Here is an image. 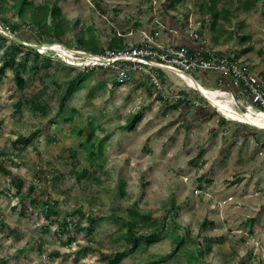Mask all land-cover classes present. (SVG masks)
<instances>
[{"label":"rangeland","instance_id":"obj_1","mask_svg":"<svg viewBox=\"0 0 264 264\" xmlns=\"http://www.w3.org/2000/svg\"><path fill=\"white\" fill-rule=\"evenodd\" d=\"M166 1L30 0L23 18L18 17V8H13L15 0L0 9V35L11 39L8 27L17 24L20 28L13 36L27 46H37L39 53L55 57L46 83L50 112L45 117L27 107L18 112L15 104L23 93L11 70L1 76L0 154L18 164L9 168L25 181L23 192L36 181L39 171L58 173L59 177L50 181L48 193L59 203L61 219L68 220L67 215L81 205L98 220L92 249L83 251L89 242L76 232V240L65 247L62 242L67 238L58 239L57 226L43 232L47 221L42 208L31 207L21 215L22 203L13 193L10 179L0 173V222L22 234L19 240L8 239L0 230V264H103L100 253L125 247L121 227L130 207L152 215L151 223L161 239L146 251L128 255L120 264H190V255H198L199 250L202 257L191 264H264L263 130L233 121L205 104L208 101L198 91L188 88L173 73L163 74L169 98L187 90L205 105L204 112L189 105L172 110L170 102L164 104L159 99L161 94L145 80L135 78L122 84L112 70L96 68L59 113L61 89L69 77L76 76L75 68L82 62L73 52L80 50L78 38H90L88 29L104 47L115 32H125L124 42L130 46L142 39L143 32L155 31L157 21L176 30L178 33L171 36L178 40L185 39V27L191 24L202 31L213 49L264 69L262 2L245 11L237 0H219L220 8L230 10V23L219 20L223 35L219 43H214L216 33L210 17L202 18L198 13V4L204 0H184L165 14ZM43 8H47L48 23L51 11H59L56 22L61 24L62 43L54 32L52 37L44 36L31 23L32 12L42 14ZM135 21L139 24L136 27ZM9 44L8 38H0V54ZM83 70L82 75H86L87 68ZM191 75L200 85L212 89L203 78L194 72ZM23 76L27 91L39 89L40 84H33L30 73ZM136 115L140 117L138 123L128 129ZM91 126L96 132L94 160L80 148L86 136L78 134L79 130L86 134ZM37 130L40 133L30 145L18 152L12 147L17 136ZM73 151L77 152L78 170L92 166L96 172L93 180L77 183L69 174L71 161L67 157ZM171 202L176 203L174 210ZM205 219L212 224L205 226ZM173 231L175 236L187 232L198 239L187 241L175 256L168 257L175 243L170 235ZM56 251L60 257L52 256Z\"/></svg>","mask_w":264,"mask_h":264},{"label":"trees","instance_id":"obj_2","mask_svg":"<svg viewBox=\"0 0 264 264\" xmlns=\"http://www.w3.org/2000/svg\"><path fill=\"white\" fill-rule=\"evenodd\" d=\"M9 0H0V9H6L4 4ZM152 1V0H151ZM184 0H167L164 5L163 13H167L169 9H175L176 5L182 4ZM219 0H204L199 5L198 13L202 18L210 17L212 27L215 28V38L214 43H219L220 37L223 35V26H219V20H223L230 23V10L225 9L223 6L220 8L218 4ZM262 2L264 6V0H237V3L240 5L242 9L245 11H250L252 6ZM100 11L103 14H106V11L99 6ZM30 7V0H15L13 4V8H18V17L23 18L25 16V11ZM42 9V8H41ZM45 9V10H44ZM47 8H43V13L40 14L37 11L32 12L31 23L37 27L38 32L43 34L44 36L49 35L52 37V32H54V37L62 43L61 38V24L57 23V18L59 11L52 10L51 11V20L48 23V14L46 13ZM138 21L133 23V26H138ZM20 28L19 25L14 24L8 27L11 34H16L17 30ZM87 32L90 33V38H78V47L80 50H83L87 53L94 55H103L106 49L111 50H120L128 48L129 46L124 42V34L121 33L122 36H119L118 33L115 32L114 37L107 47L101 46L94 37V33L91 29H88ZM198 34L203 37L202 31L197 30ZM0 38H5L10 40V44L6 47L3 53L0 54V79L1 76L6 75V71L9 69L13 72V79L16 83L17 87L22 91L23 95L18 99L15 106L17 111L20 112L23 107L30 108L33 111L41 113L42 117H45L50 112L49 110V102L46 98L47 93L45 91L48 89L46 83L49 78H51L52 68L54 66L55 57H51L50 55H44L34 50L30 46L19 43L14 39H10L7 36L0 35ZM218 54H223L221 51ZM20 56L18 59L17 56ZM238 56H233L232 60H237ZM60 61L59 59H56ZM76 76L69 77L68 80L64 84V89L58 86L57 82H55V86L57 89L62 90V94L60 97V110L59 113L62 114V108L65 107L66 100L76 93L79 89H81L83 83L86 79L91 78L97 70L104 71L106 70L103 67L92 68L87 70L86 75H82L84 70L76 67ZM24 73H30V78L33 81L39 83V89L35 87V91H31L26 89V81L23 76ZM42 88V90H41ZM184 94L183 92H180ZM164 104L169 103L168 99H163L161 96L159 98ZM205 104L209 105L206 101ZM184 105L192 106L191 100L187 99H173L172 103L170 102V109L176 110ZM210 106V105H209ZM203 112L205 111L204 107H198ZM139 115L134 116L128 123L127 128H134L135 125L139 121ZM66 121H69L66 120ZM222 122L225 123V119H222ZM40 133L39 130L33 132L32 134H20L17 136L15 140L12 141V147L18 152L24 149V147L30 145L33 139L38 136ZM95 128L91 126L90 130L85 134L82 130L78 131L79 135L86 136V142L82 143L80 148L85 149L87 152V156L89 160H94L96 158V136H95ZM103 141H100V148ZM264 147V143L262 144ZM77 152L73 151L71 155L67 158L71 161L68 165V171L71 176L75 178L77 183H81L84 180L90 181L93 180V175L96 173L92 170V166H87L81 170L77 169ZM3 155L0 154V173L6 175L10 179V183L12 184L14 190L13 193L22 203L21 215H26L29 209L32 207L34 209H41L44 218L47 221V225L44 226L43 232H49L52 226H57L58 231L55 233L58 239L63 241V238L66 237L67 240L63 241V245L65 247H70L71 243L76 240V236L73 232L81 235L82 238L89 242V245L83 247V251H88L92 249V237L95 234L96 228L98 226V220L95 219L93 213H91L88 209L85 210L81 205H77L74 210L69 213L66 217L61 219V212L58 209L59 203L48 193V187L51 180H56L59 175L54 170L52 172L41 170L35 176L34 182L30 184L25 192H23L24 187H26V183L23 179L16 176L13 173L11 167H17L18 164L14 163L12 159L9 157L4 158ZM43 186H42V185ZM171 209L174 210L176 208V203L171 202ZM114 217V216H112ZM152 215L149 213H143L139 211L136 207H130L127 209V215L123 218V223L121 227V231L123 235H121L122 242H124L125 247L121 250H117L113 253H100V261L103 264H120V262L128 255H135L142 251H146L148 247L156 244L161 239V234L155 230V226L151 223ZM167 221V216L162 217V223L165 225ZM174 221V220H171ZM204 225L212 224L208 219L204 220ZM251 225L255 222V219L250 220ZM142 224L143 226H140ZM174 224H176L174 222ZM0 230L5 237L8 239L19 240L22 238V234L18 232V230L7 227L3 222H0ZM174 230H177L176 228ZM174 237V247L172 253L168 257L175 256L181 247L186 245L189 240H197L198 237L191 235L187 232H184V235L175 236V232L173 231L170 234ZM200 247V246H199ZM203 255V251L199 250V254L195 256L190 255L189 263L198 262L199 258ZM53 257H60V252L56 251L52 254ZM167 257V258H168ZM163 262L166 261L162 260ZM9 264L8 261H5L4 264Z\"/></svg>","mask_w":264,"mask_h":264},{"label":"built area","instance_id":"obj_3","mask_svg":"<svg viewBox=\"0 0 264 264\" xmlns=\"http://www.w3.org/2000/svg\"><path fill=\"white\" fill-rule=\"evenodd\" d=\"M156 24L155 31L143 32L142 39L128 48L106 49L103 55H94L83 50L73 52L74 56L82 59L78 67L87 70L107 68L116 73L117 81L122 84L140 78L148 82L169 102L173 99H187L191 100L192 107H205L187 90L184 94L179 93L169 98L164 90L163 74L173 73L180 77L188 88L198 91L208 101L207 103L219 111V108L199 90L188 85L184 75L189 76L198 87L205 88L191 75V72H194L212 87L207 90L219 94L220 98H225L223 101L228 102L238 112L250 113L256 117L264 116V69H257L241 60H232L231 55L218 54V51L213 49L191 24L187 26L191 29L185 27L186 37L181 40L171 36L178 33L176 30L169 29L158 21ZM118 35L122 36L120 32ZM165 36L169 39L165 40ZM241 123L264 131V128L257 125Z\"/></svg>","mask_w":264,"mask_h":264},{"label":"bare ground","instance_id":"obj_4","mask_svg":"<svg viewBox=\"0 0 264 264\" xmlns=\"http://www.w3.org/2000/svg\"><path fill=\"white\" fill-rule=\"evenodd\" d=\"M184 78L189 86L199 90L215 107H218L219 111L222 112L225 116L231 118L234 121L250 123L253 125H257L260 128H264V116L256 117L250 113H240L232 108L228 102L221 100L219 94L209 91L203 87H198L197 84L187 75H184Z\"/></svg>","mask_w":264,"mask_h":264},{"label":"water","instance_id":"obj_5","mask_svg":"<svg viewBox=\"0 0 264 264\" xmlns=\"http://www.w3.org/2000/svg\"><path fill=\"white\" fill-rule=\"evenodd\" d=\"M10 36H11L12 39L18 41L19 43H22L21 40L17 39L15 36H13V35H10ZM30 47L37 51V48H38L37 46H30Z\"/></svg>","mask_w":264,"mask_h":264},{"label":"clouds","instance_id":"obj_6","mask_svg":"<svg viewBox=\"0 0 264 264\" xmlns=\"http://www.w3.org/2000/svg\"><path fill=\"white\" fill-rule=\"evenodd\" d=\"M186 86V85H185ZM258 130V129H257Z\"/></svg>","mask_w":264,"mask_h":264}]
</instances>
